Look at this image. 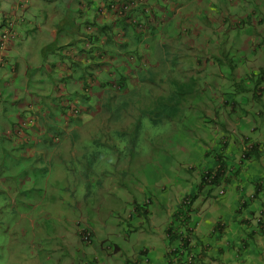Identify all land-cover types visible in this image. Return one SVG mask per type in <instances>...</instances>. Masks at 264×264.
<instances>
[{
    "label": "clouds",
    "instance_id": "obj_1",
    "mask_svg": "<svg viewBox=\"0 0 264 264\" xmlns=\"http://www.w3.org/2000/svg\"><path fill=\"white\" fill-rule=\"evenodd\" d=\"M66 1L68 3H65L63 7L68 14H62L63 16H61V13L57 14V11L51 10L53 18L56 17L59 22H54L56 19L48 21L50 11L46 13L45 9H41L42 13L39 14L42 18L41 22L45 29L52 28V36L50 37L57 42L48 43V45L53 46L51 52H47L45 47L40 49L41 63L39 66H35L34 69L33 57L38 53L39 44L33 47L32 40L29 39L30 34L25 33V31H20L21 34L19 32L20 27L30 22H25L28 20L22 17H18L19 22H1V19L5 20L10 14L8 15L6 11L0 10V70L8 65L10 53L17 52L19 60L22 61L20 66H25L26 69H33L32 75L27 77V79H32L36 76L35 84L43 81L44 83L48 82L51 86L47 92H42V89L37 88L39 92H36L35 97L31 96L32 101L38 105L39 101L48 105L53 104L51 101L54 99L59 87L65 85L70 93L63 108L68 109L69 118L63 127V132L66 135L68 133L67 130L71 129L69 137L74 139L75 129L70 128V126H72V122L81 119L79 111L86 104L85 102L90 99L88 91L94 90L92 86L96 89L104 86L127 90L128 93L126 95H116L118 100L125 97L120 107H127L129 101L130 104L133 103L134 97L139 101L136 104L142 106L143 93L141 89L145 78L142 76L141 71H138L140 73L135 71L128 57L134 55L142 59L149 56L150 51L148 49L138 50L140 40L136 34L142 32L145 29V25L150 30L151 28L156 29L157 34L161 37L160 44L165 50L161 57H164L165 53L168 54L172 58V64L175 63V59L189 57L193 60L195 72L202 73L200 78H194L193 76L175 77L169 81V85L172 84V91L169 95L161 96L158 99L162 100L160 104L162 108H165L159 124H168L170 122V129L173 128L174 123L178 128L183 124H185L184 128L192 126L190 120H192L194 113L191 112L190 107L204 103L211 115L209 117L205 116L206 126L211 127L214 124L219 127V130L225 131V128L228 129L229 126L234 125L232 130L236 134V138H240L238 133L244 136L242 141L238 140L237 143H235V139H229L224 135L220 136V138L218 137L216 146L212 148V152L207 156L209 165L199 172L195 185L191 186L189 192L178 202L176 209L172 212L175 213L178 209V212H192L195 209L194 205L198 201H207L206 199L208 198H214L212 191L216 188H226L225 192L222 190L218 192L216 197L226 195V192L229 189L231 191L235 185L234 181L243 180L245 182V176L240 173L257 176L258 185H255L254 193L250 197L251 200H254L262 190V182L264 180V65L260 68H257V65H253V58L257 56L250 57L249 52L246 51L247 47L241 44L245 41L244 35L249 32L247 27L253 26L252 31L256 32V23L264 22V0H249V4H245L247 0H215L210 9L204 11L203 14L206 15L209 12L211 17L207 21L204 20L196 29L194 24L191 25V23L185 22V19L192 18V14H186L188 9H190L189 1L186 0H171L170 2L159 0L156 4L153 3L154 0ZM36 2L35 0L34 4ZM162 3L167 8L174 7L176 9L174 13L180 16L181 22H170V18L165 16L167 8L161 7ZM224 5H226V17H223V13L220 11ZM31 7L32 2L30 0H23L18 7L14 8V12H12L11 7L10 12L16 16V10L24 8L28 17ZM178 10L180 12L183 11V14L177 12ZM158 11H160V15H157ZM71 13H73V16H71ZM216 15L217 18L214 20ZM46 22L52 24L47 26L45 25ZM72 22L76 24L70 30L68 25ZM156 22L169 23L157 26ZM211 22L215 23L212 25ZM216 22H220L218 29L216 28ZM189 27L192 28L190 29ZM170 29L174 33L170 32ZM36 33H42V30ZM152 34L154 35V33H150V35ZM186 37L192 38L194 41V48L196 49L194 54L188 55L186 50L182 49V46L187 45L186 41L184 42L183 40ZM165 39L167 40L166 44L162 43ZM249 39L254 41L252 37H249ZM169 40L173 41L174 44H171ZM179 42H181L180 50L178 52L174 51L172 55L169 54V49L172 50L174 45ZM262 43H264V37L263 41L258 43L259 47H253L251 53L256 55L261 51L264 56V44ZM199 44L207 51L200 52L197 48ZM211 44L216 45L214 47L216 48L215 51L214 48L212 49ZM76 45L80 50L76 48ZM125 45L128 46V53L122 49ZM21 54H24L22 59H20ZM63 61L66 63H62ZM68 63L71 66H68ZM17 65H19L18 62L11 63V76L10 78L7 76L9 79L2 81L3 74H0V118L8 121L10 125L7 127L5 123L0 124V156L5 157L6 164L8 162V165L11 164V168L8 165L6 168L0 167V194L8 200L7 205L3 207L4 212L13 215L16 221V234L19 243L15 247H22L28 257L36 258L40 261L56 259V264H68L70 258L72 260L71 264H89L91 259L87 260V257L91 258L89 255L90 250L95 249L97 246L98 250L103 251L101 258L104 259L105 264H107V261L105 262L106 257L110 256L108 251L115 253L112 256L115 257L114 259L112 258V263L121 258L118 264H128L129 262L134 264L135 256L140 255L139 250H135V253L130 252L127 254V251H121L117 246L112 248L105 245V241L98 240L104 234L105 228L114 226L110 221L106 223L103 220L99 208L108 199L104 195L110 194V191L106 189L107 186H103L104 189H93L94 191L90 192L88 190L89 187L94 185L90 183L88 185L87 183L85 185L86 192L81 191L82 201L80 202H77L73 196L67 195L74 198L76 207L79 211L83 210V213H79L71 224L70 230H64L68 236L65 234H62L63 236L58 235L59 231L57 229L51 233L49 232L46 223L54 218V212L50 211L48 205L45 206V204L53 202L51 194L56 191L54 186L49 185L52 181L50 176L53 173H63L65 175L64 170L74 160L62 157L64 150L61 149L60 144L65 140L66 136L64 137L48 129L44 131L38 129L39 133H36L30 127L37 111L33 109L34 104L24 105L18 100L22 90L28 86V83L26 82L24 86H21L14 84L12 81L13 76H16V72H18ZM206 66L209 68L208 70L205 69ZM95 71L99 73V76L94 74ZM135 72H137L136 75L139 77L137 79L141 83L138 86L133 85L132 82L130 83V77L132 74L135 75ZM76 75H79L80 78L77 79ZM22 77H24V74ZM81 77L84 81L82 86L80 85ZM7 87H11V89L8 90L6 89ZM77 87L80 89L77 90ZM112 92L109 90L110 94ZM7 93L8 95L6 96ZM176 100L179 101L177 109L171 110L170 108ZM107 104L108 102H106ZM156 106L158 105H153L152 110H141V112L152 111L155 113L154 108ZM13 108L15 112L10 111ZM149 113L146 114L148 118ZM22 114H26L25 118L21 117ZM14 118L17 120L15 125ZM162 121H165V123H162ZM245 130L247 134H245ZM257 132H260L261 135L253 136ZM137 133L138 130L134 131L133 129L132 135L129 137V140L131 139V147L130 152L127 151L128 158L132 157L131 154H133V146L135 144L133 140H135ZM113 134L116 137H122L118 132H113ZM257 138H260V140ZM96 141L91 140L94 146L98 145L97 142L99 141ZM252 147L256 148L255 154L249 159H244V153H248ZM97 149V147H92L93 152L86 153L87 160L81 162L80 165L83 167L88 165L87 168L94 166L91 164L93 160L90 158L92 157L88 158V156H93L96 161L99 154ZM115 151L117 152L118 150L116 149ZM9 155L10 159L7 160ZM219 156L226 163L228 173L229 170L231 172L238 171V173L231 178L230 184L221 182L218 186H215L213 171L216 170L215 165ZM24 160L30 166V172L18 175L17 179L12 178L16 173V170L12 169L13 164L17 162V166L21 167ZM125 161V163L121 161L116 164L119 168L126 165L130 166L120 177L129 176L130 174L131 160L125 159ZM229 166H232V168L229 169ZM208 171L209 173L206 175ZM130 180L134 186L130 191H128V186L122 180L109 187L119 186L117 183L121 182L128 191L126 193H143L142 187L139 188V185L133 184L135 176ZM205 180L211 182L212 184L207 181L211 186L205 187L198 192L200 182ZM13 190L14 192L12 193ZM95 193L99 196L96 197ZM158 199L159 197L154 198L152 196V198L144 200L143 204L146 208H140L135 198L132 200L135 204L134 212H137L136 216L138 218L137 224L133 227L134 230L144 232L148 227H153L154 224L152 223L157 215L155 213L159 206ZM91 200L94 202L89 207V211L83 209V207H87V202ZM125 200L129 201V197L125 196ZM185 200H187V203H183ZM17 203L19 204L18 206ZM263 214V210L254 212L251 222L255 225L261 224ZM132 217L129 214L127 218L131 220ZM159 225L161 228V224ZM166 228L170 229L171 227L168 225ZM154 234L156 235V233ZM43 236H45V240L42 239ZM65 239L72 246L79 244V261L73 255L69 257V246L63 243ZM166 239V246H170L166 254L176 258L185 253H182L183 251L177 253L176 250L173 252L174 249L171 247L169 237L166 236ZM82 246L87 247L89 254L85 249L82 250ZM177 248H181L180 243H178ZM63 258L67 260L62 262ZM98 259L101 260L100 257ZM92 260L94 264L95 259L93 258ZM194 260V255L191 252L188 253L186 262L193 264L195 263ZM98 262L101 263V261ZM112 263L110 261V264Z\"/></svg>",
    "mask_w": 264,
    "mask_h": 264
},
{
    "label": "rangeland",
    "instance_id": "obj_2",
    "mask_svg": "<svg viewBox=\"0 0 264 264\" xmlns=\"http://www.w3.org/2000/svg\"><path fill=\"white\" fill-rule=\"evenodd\" d=\"M30 1L32 2V7L28 12V17L26 16V10L24 8L17 9L15 12L16 16L14 13L10 12L11 7L12 12H14V8L18 7L23 0L1 1L3 5H1L0 10L6 11L8 15L10 14L5 20L0 18L1 22H19L18 17L26 18L28 21L25 22L30 23L20 27L19 32L25 31V33L27 32L30 34L29 39L32 40L33 47L39 44L38 49L45 47L47 52H51L53 46L48 45V43L57 41L50 37L52 36V28L49 27L45 29L39 14L42 13L41 9H45L46 13L50 9L57 11V14L61 13V16L68 14L67 10L63 7L64 4L68 2L66 0H52L54 3L48 5L47 2L50 0H36V4H34L35 0ZM167 1L170 2L171 0ZM186 1H189L190 8L186 14H192V18L185 19V22L191 23V25L194 24L196 29L204 20L207 21L211 17V13L209 12L206 15L203 14L204 11L210 9L215 0ZM246 2L245 4H249L250 1L247 0ZM77 7L81 9L79 5H77ZM161 7L165 8L166 5L162 3ZM174 11H176L174 7H168L165 16L170 18V22H181L180 16L174 13ZM220 11H222L223 17H226V5L222 6ZM159 12L160 11L157 12V15H160ZM177 12L180 11L178 10ZM180 14H183V11L180 12ZM71 16H73V13H71ZM216 18L217 15L214 20H216ZM54 22H59V20L56 19ZM166 23L169 22H156V25L158 26ZM214 23L215 22H211L212 25ZM219 23L220 22H216L217 29L219 28ZM51 24L50 22L45 23L47 26ZM252 27L253 26L247 27L249 32L244 35L245 41H243L241 45L247 47L246 51L249 52L250 57L257 56L253 58L254 62H252V64L260 68L264 65L263 52L259 51L256 55L251 52L253 47H259L258 43L263 41L264 22L256 23V32L252 31ZM189 28L191 29L192 27ZM40 30H42V33H36ZM201 31H203V29H201ZM170 32L174 33L172 29H170ZM150 33H154V35H150ZM136 35L140 40L138 50L148 49L150 51L149 56L143 57L142 59L134 55L128 57L135 71H141L142 76L145 78L144 84L142 85L143 88L141 89L143 93L142 106L136 104L139 101L134 97L133 103L130 104L129 101L127 107H120L125 97L118 100L116 95H126L128 93L127 90H118L117 88H107L104 86L96 89L92 86L94 90L88 91L90 99L85 102L86 104H84L79 111L81 119L72 122V126H70V128L75 129V137L71 139L72 137H69L71 129L67 130L68 133L66 135H64L63 132V127L69 118L68 109L63 108L68 99V94L70 93L65 85L59 87V90L54 95V99L51 101L53 104L48 105L47 103L39 101L38 105L31 99V96L35 97L36 92H39L37 88L42 89V92H47L51 88L48 82L44 83L43 81L35 84V80H30L28 86L22 90L21 96L18 98L24 105L34 104L33 109L37 111V114H35L34 121L30 125L34 132L39 133L38 129L42 131L48 129L64 137L66 136L65 140L60 144L61 149L64 150L62 152V157L74 160L70 165H67L68 168L64 170L65 175L63 173H53L50 176L52 181L49 185L54 186L56 191L51 194L53 202H47L45 204V206L48 205L50 211L54 212V218L46 223L49 232L51 233L57 229L59 231L58 235L65 234L68 236L64 230H70L71 224L79 213H83V210L79 211L76 207L74 198L77 202L82 201L81 191L83 190L86 192L85 185H87V183L88 185L89 183L94 185L89 187L88 190L90 192L98 188L104 189L103 186H107L106 189L110 191V194L104 195V197L108 199H106L99 208L103 220L106 223L110 221L114 226L105 228L104 234L98 240L105 241V245L111 246L112 248L117 246L121 251H127V254L130 252L135 253L137 248L139 250L147 248L150 244V238L153 237L150 235L154 233L157 235L160 232V229L164 226V217L167 216L164 214L162 215L159 211L169 213L176 209L178 202L189 192L191 186L195 185L199 172L209 165L207 156L212 152V148L216 146L218 137L220 138V136L224 135L229 139H235V143H237L238 140L242 141L244 137L241 133H238L240 138H236V134H234L232 130L234 125L229 126L228 129L225 128V131L219 130V127L214 124L211 127L206 126L204 120L205 116L209 117L211 115L204 103L202 105L199 103L190 107L194 115L192 120H190L192 126H188L187 128H184L185 124L178 128L174 123L173 128L170 129V122H168V124L153 126V124L149 122L148 116L143 118L140 113L141 110H152L153 105H159L161 103L162 100H158L161 96L164 97L170 94L172 91V84L169 85L170 80H173L175 77L189 76L200 78L202 73L195 72L193 60L189 57L175 59L174 64L171 63L172 58L168 54L165 53L164 57H161L165 50L160 44L161 37L157 34L156 29L151 28L150 30L148 26L145 25V29L142 32H138ZM249 37H252L254 41H250L251 39H249ZM183 40L184 42L186 41L187 45L182 46V49L186 50L188 55L194 54L196 49L194 48V41L192 38L186 37ZM170 42L174 44L173 41ZM162 43L166 44L167 40L165 39ZM211 45L212 49L216 46L214 44ZM180 46L181 42L176 43L172 49L173 51L169 49V54H174V51L178 52ZM197 48L200 52L207 51L203 49L200 44ZM215 50L216 48H214V51ZM23 55H20V59L24 58ZM119 60L121 61V59ZM18 63L22 65L21 60H18ZM62 63L65 64L66 62L63 61ZM68 66H71L70 63H68ZM23 68L24 66L21 68V73L24 71ZM205 69L208 70L209 68L206 66ZM47 70H49V68H47ZM137 72H135V75H131L130 83L132 82L133 85L138 86V84L140 85L141 83L138 81L139 77L136 75ZM94 74L98 75L99 73L95 71ZM76 78L79 79V75H76ZM25 82L26 79L22 80L21 84L24 85ZM80 85H84L82 77ZM79 89L80 88L77 87V90ZM109 90L113 91L114 94L113 92L110 94ZM7 95L8 93L6 96ZM106 102H108L107 105L109 107L106 105ZM10 111L15 112L14 108L10 109ZM25 116L26 114L21 115L22 118H25ZM16 122L17 120L14 118V125ZM3 123H5L7 127L10 126L8 121L0 118V124L2 125ZM162 123H165V121H162ZM136 125L140 126L135 138L133 154H131L132 157L128 158L127 151L130 152L131 147V139L129 140V137L132 135V130ZM113 132L120 133L122 137H116ZM244 132L247 134L246 130ZM256 135L261 134L257 132L253 136ZM257 139L260 140V138ZM91 140L99 141H96L98 145L94 146ZM92 147H97L99 152L96 161L93 156H88V158L92 157L90 158L93 160L91 164L94 166L87 168L88 165H84L85 167H83L80 164L87 160L86 153L93 152ZM116 149L118 150L117 152L115 151ZM10 155L7 156V160L10 159ZM125 159L131 160L130 174L129 176L120 177L130 166L126 165L119 168L116 164L121 161L125 163ZM6 162L5 157L0 156V167L6 168L9 163L6 164ZM8 167L11 168V164H9ZM12 169L16 170V173L12 176L14 179H17L18 175L30 172V166L27 165V161L25 160L22 162L21 167L17 166V162L16 164L14 163ZM134 176L135 180L133 184L139 185V188L142 187L143 193H126L134 188L130 180ZM120 180L128 186V191L121 182L117 183L119 186L109 187ZM221 190L225 192L226 188H216L212 191L214 198ZM13 192L14 190L12 193ZM67 195H71L74 198ZM2 196L3 195L0 194V264H56V259L40 261L36 258L28 257L26 251L22 247H15L16 244L19 243L16 234V221L13 215L4 212L3 207L7 205L8 200ZM97 196L99 195L96 194V197ZM125 196L129 197V201L125 200ZM152 196L154 198L159 197V206L155 213L157 215L153 221L154 225L153 227H148L144 232L136 231L133 227L137 224L138 218L136 216L137 212H134L135 204L132 200L135 198L140 208H146L143 204L144 200L152 198ZM93 202V200L87 202V207L85 206L83 209L89 211V207L93 205ZM18 205L17 203V206ZM129 214L133 216L131 220L127 218ZM159 224H161V228ZM161 232L164 233V230L162 229ZM42 239L45 240V236H43ZM63 243L69 246V257L73 255L79 261V244L72 246L66 239L63 240ZM81 248L82 250L85 249L88 253L86 246H82ZM102 254L103 251L98 250L97 246L95 249H91L89 254L91 258L87 257V260L91 259L89 264H93V258L96 264H105L104 259L101 258ZM108 254L111 257H106L105 262L107 261V264H110V261L112 263L115 258L112 257L115 253L113 251H108ZM152 254H154V252L150 251L145 257L152 260ZM183 256L184 258L186 257V252ZM98 257H100L101 260H99ZM65 260L67 259L63 258L62 262H65ZM69 260L68 264H71L72 260L70 258ZM98 261H101V263ZM120 261L121 258H118L112 264H118ZM128 264H132V262Z\"/></svg>",
    "mask_w": 264,
    "mask_h": 264
},
{
    "label": "crops",
    "instance_id": "obj_3",
    "mask_svg": "<svg viewBox=\"0 0 264 264\" xmlns=\"http://www.w3.org/2000/svg\"><path fill=\"white\" fill-rule=\"evenodd\" d=\"M1 1L3 0H0V7L3 5ZM158 1L154 0L153 3L156 4ZM47 3L49 5L54 2L50 0ZM49 11L48 21L57 19L53 18L51 9ZM39 53H41L40 49L33 57V69L41 63L42 56ZM18 60L17 52H11L8 56V65L2 67L0 72L3 74L2 81L11 76V63H17ZM17 66L18 72L12 78L14 84L24 86L25 84H21L24 79L27 83L30 80L36 82V76L27 79L32 75L33 69H26L24 66V71L21 73L22 66ZM6 89L9 90L11 87ZM240 174L245 176V182L234 181L235 185L231 191L229 189L226 192V195L198 201L194 205L195 209L190 213L178 212L179 209L175 213L159 211L167 216L164 217V228L162 227L157 235H150L153 237L150 238L147 248L136 249L139 250L140 255L135 256L134 264H188L183 255L175 258L166 254L170 248L166 246L168 225L184 240L190 234L189 249L194 255V264H264V216L259 225L251 222L254 212L259 210L264 212V180L262 190L254 200H251L254 187L258 185L257 176ZM162 229L165 230L164 233L161 232ZM150 251L154 252L152 260L145 257Z\"/></svg>",
    "mask_w": 264,
    "mask_h": 264
},
{
    "label": "trees",
    "instance_id": "obj_4",
    "mask_svg": "<svg viewBox=\"0 0 264 264\" xmlns=\"http://www.w3.org/2000/svg\"><path fill=\"white\" fill-rule=\"evenodd\" d=\"M75 24H76L75 22L70 23V24L68 25V29L71 30L72 26L75 25ZM121 47H122V46H121ZM76 48H77L78 50H80V48H79L77 45H76ZM122 49H124V51H125L126 53H128V51H129L127 45L123 46ZM87 99H88V98H87ZM87 99H86V100H87ZM178 103H179L178 100L174 101V103L172 104V106H171L170 109H171V110H175V109H177V105H178ZM154 109H155V113H153L152 111H148V112H150V113H149V118H148L147 115H146V114L148 113V112H146V111H142V112H141V113H142L141 115H142V116L145 115V116L148 118L149 122H151V123L153 124V126H158V124H159L160 121H161V120H160L161 117H162L161 115H162V113L164 112L165 108H162V106H161V104H160V105L156 106ZM139 126H140V125H136V127L134 128V131L139 130ZM133 143H135V140H133ZM255 151H256V148L252 147V148L249 150L248 153H244L243 158H244V159H249V158H251V156L255 154ZM215 168H216V170L213 171V173H214L213 179H214L215 186H218V184H220L221 182H225L226 184H230V183H231V178L234 177V176H236L237 173H238V171H234V172L232 171V172H231L230 170H229V173H228L227 165H226V163L223 161V159H222L220 156H219V158L217 159V163H216V165H215ZM231 168H232V166H229V169H231ZM208 173H209V171L207 172L206 175H208ZM210 173H211V172H210ZM204 177H205V176H204ZM207 178H208V177H207ZM207 181H208V180H205V181L200 182V185H199V187H198V192H199L201 189L205 188V187H210V186H211L210 184L207 183ZM208 182H209V181H208ZM209 183H211V182H209ZM211 184H212V183H211ZM183 203H187V200L183 201ZM167 237H169L171 247L174 249L173 252H175V250H176L177 253L182 252V251H183L182 253L186 252V257L184 258V260H185V262H186V261H187V254L190 253V249H189L190 234H188V235L186 236V239L184 240L182 237L176 235V234H175V231H174L173 229L170 228V229L167 230ZM178 243L181 244V248H177ZM182 247H184L183 250H182ZM194 261H195V260H194ZM193 264H194V263H193Z\"/></svg>",
    "mask_w": 264,
    "mask_h": 264
}]
</instances>
